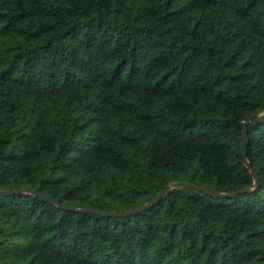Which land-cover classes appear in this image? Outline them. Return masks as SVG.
<instances>
[{"label":"trees","instance_id":"1","mask_svg":"<svg viewBox=\"0 0 264 264\" xmlns=\"http://www.w3.org/2000/svg\"><path fill=\"white\" fill-rule=\"evenodd\" d=\"M259 109L264 0H0V264H264Z\"/></svg>","mask_w":264,"mask_h":264},{"label":"water","instance_id":"2","mask_svg":"<svg viewBox=\"0 0 264 264\" xmlns=\"http://www.w3.org/2000/svg\"><path fill=\"white\" fill-rule=\"evenodd\" d=\"M264 111V109H259L258 112ZM252 118V115H249L244 123V127H243V162L245 164V166L250 169L251 174L253 175L254 179H255V183L254 186L258 187L260 184V180L258 175H256L255 171L253 168H251L250 163L248 161V124L250 119ZM177 186H185V187H190L193 189H196L198 191H202L205 192L207 194H211L213 196L216 197H228L231 195H235L237 193H242L245 192L249 189V187L243 188L239 191H232V192H221V191H216L210 187H205V186H200L194 183H190V182H173L168 184L157 196L156 198L152 199L151 201L147 202L146 204L140 206V207H136L133 209H128V210H120V211H109V210H102V209H96V208H91V207H72L69 205H65L64 203H61L59 201H57L56 199L44 195V194H38L44 201H47L49 203H53L58 205L59 207L69 210V211H75V212H90V213H95V214H100V215H106V216H122V215H130V214H134L137 213L139 211H142L144 209H146L147 207H150L152 205H156L157 202H159L167 193V191L169 189H172L174 187ZM24 191V189H0V194L1 195H11V194H15V193H22ZM32 193L37 194L35 191H31Z\"/></svg>","mask_w":264,"mask_h":264}]
</instances>
